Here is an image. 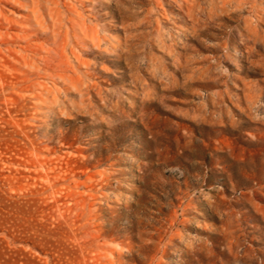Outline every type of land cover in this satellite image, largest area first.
<instances>
[{
	"label": "rangeland",
	"instance_id": "1",
	"mask_svg": "<svg viewBox=\"0 0 264 264\" xmlns=\"http://www.w3.org/2000/svg\"><path fill=\"white\" fill-rule=\"evenodd\" d=\"M99 4L82 82L0 68V264H264V0Z\"/></svg>",
	"mask_w": 264,
	"mask_h": 264
},
{
	"label": "bare ground",
	"instance_id": "2",
	"mask_svg": "<svg viewBox=\"0 0 264 264\" xmlns=\"http://www.w3.org/2000/svg\"><path fill=\"white\" fill-rule=\"evenodd\" d=\"M101 2L0 0V68H7L15 78L13 84H3V89L31 90L23 87L24 80L36 88L41 83H37L33 73L41 70L74 83L82 82L79 69L89 65L82 52L91 44L100 48L109 41L99 29L98 22H93V19L98 20L93 13ZM256 20L255 25L247 20V28H253L254 33L258 32L261 17ZM37 60L45 61L44 66ZM57 70L59 72L53 73ZM32 90V96L40 95Z\"/></svg>",
	"mask_w": 264,
	"mask_h": 264
}]
</instances>
